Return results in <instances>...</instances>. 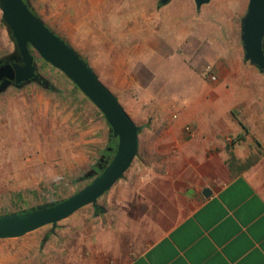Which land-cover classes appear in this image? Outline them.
<instances>
[{
  "label": "rangeland",
  "instance_id": "obj_1",
  "mask_svg": "<svg viewBox=\"0 0 264 264\" xmlns=\"http://www.w3.org/2000/svg\"><path fill=\"white\" fill-rule=\"evenodd\" d=\"M27 2L144 130L164 111L169 120L174 115L170 106L177 95L167 89L214 84L203 77L207 66L215 75L232 78L250 72V85H261L256 68L244 61L240 40L248 0H212L198 10L192 0H170L164 6L158 0ZM89 10L94 12L87 18ZM77 14L84 28L71 29ZM106 16L115 23L105 25ZM146 25H152V40L159 43L151 60ZM105 50L107 57L100 55ZM14 51L0 21V58ZM34 61L46 84L7 87L0 93V216L75 194L93 180L91 168L99 156L92 153H102L107 146L100 134L108 133V126L96 107L36 53ZM0 264H69V217L54 228L46 225L17 239L0 240Z\"/></svg>",
  "mask_w": 264,
  "mask_h": 264
},
{
  "label": "crops",
  "instance_id": "obj_2",
  "mask_svg": "<svg viewBox=\"0 0 264 264\" xmlns=\"http://www.w3.org/2000/svg\"><path fill=\"white\" fill-rule=\"evenodd\" d=\"M79 21L77 14L69 28H84ZM146 30L151 60L159 43L152 25ZM254 73L260 86L250 85L249 72L167 89L177 95L172 118L164 111L140 126L138 153L123 177L96 207L69 216V264H264V73ZM100 135L108 146L109 130ZM107 146L92 153L99 156L93 178Z\"/></svg>",
  "mask_w": 264,
  "mask_h": 264
},
{
  "label": "water",
  "instance_id": "obj_3",
  "mask_svg": "<svg viewBox=\"0 0 264 264\" xmlns=\"http://www.w3.org/2000/svg\"><path fill=\"white\" fill-rule=\"evenodd\" d=\"M170 0H159L164 6ZM196 9L212 0H192ZM1 20L7 27L20 59L0 67V93L12 82L16 88L30 83L46 84L38 74L33 50L42 61L63 73L102 114L116 140L113 156L101 172L70 197L20 213L0 216V240L17 239L46 225H55L98 199L123 177L138 153L141 127L126 113L117 97L100 81L88 63L50 30L30 8L27 0H0ZM240 40L245 62L264 73V0H248L241 19ZM203 195H210L205 190Z\"/></svg>",
  "mask_w": 264,
  "mask_h": 264
},
{
  "label": "flooded vegetation",
  "instance_id": "obj_4",
  "mask_svg": "<svg viewBox=\"0 0 264 264\" xmlns=\"http://www.w3.org/2000/svg\"><path fill=\"white\" fill-rule=\"evenodd\" d=\"M6 64H18L20 65V59H19V56L16 52V50L14 51V53L12 55H8L7 57H2L0 58V67H2L3 65H6ZM2 83V81L0 82V84ZM8 87H14L16 88L13 83L11 82L10 85ZM108 157V156H107ZM108 159V158H107ZM102 163H99L98 166L99 168H103V166H105V160L104 162L101 161Z\"/></svg>",
  "mask_w": 264,
  "mask_h": 264
},
{
  "label": "trees",
  "instance_id": "obj_5",
  "mask_svg": "<svg viewBox=\"0 0 264 264\" xmlns=\"http://www.w3.org/2000/svg\"><path fill=\"white\" fill-rule=\"evenodd\" d=\"M34 12V11H33ZM35 13V12H34ZM36 14V13H35ZM4 24V23H3ZM46 25V24H45ZM47 26V25H46ZM48 27V26H47ZM49 28V27H48ZM50 29V28H49ZM51 30V29H50ZM53 31V30H52ZM54 32V31H53ZM55 33V32H54ZM56 34V33H55ZM57 36H59L58 34H56ZM60 37V36H59ZM61 38V37H60ZM62 39V38H61ZM65 41V40H64ZM65 43H67L66 41H65ZM68 44V43H67ZM31 53L33 54V56H35V52L33 51V50H31ZM75 87V86H74ZM76 88V87H75ZM77 89V88H76ZM108 126V125H107ZM108 130H109V127H108ZM115 146H116V140L114 139V138H112L110 135H109V143H108V146H107V150L105 151V153H108V159H107V161H109L110 159H111V157L113 156V151H114V148H115ZM106 161V162H107ZM103 168H104V166H103ZM102 168V169H103ZM101 169V170H102ZM101 171H99V173H100ZM98 173V174H99ZM26 211H28V210H26ZM18 213H20V212H18Z\"/></svg>",
  "mask_w": 264,
  "mask_h": 264
},
{
  "label": "built area",
  "instance_id": "obj_6",
  "mask_svg": "<svg viewBox=\"0 0 264 264\" xmlns=\"http://www.w3.org/2000/svg\"><path fill=\"white\" fill-rule=\"evenodd\" d=\"M203 77L211 82V83H215L216 82V76L214 74V72L212 71V68H210L209 66H207L203 72ZM186 132L189 134V136H192V133L190 132L189 128L185 129ZM87 254V253H86Z\"/></svg>",
  "mask_w": 264,
  "mask_h": 264
}]
</instances>
